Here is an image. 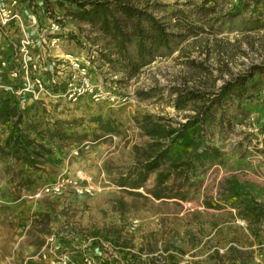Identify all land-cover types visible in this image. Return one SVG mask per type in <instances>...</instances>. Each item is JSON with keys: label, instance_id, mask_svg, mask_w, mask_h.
Listing matches in <instances>:
<instances>
[{"label": "rangeland", "instance_id": "obj_1", "mask_svg": "<svg viewBox=\"0 0 264 264\" xmlns=\"http://www.w3.org/2000/svg\"><path fill=\"white\" fill-rule=\"evenodd\" d=\"M133 1L166 6L158 16L194 11L193 19L200 4ZM237 2L221 0L219 13ZM18 3L20 20L0 24V49L13 55L10 61L0 56V102L25 110L20 129L28 150L12 144L0 150V264H264L263 233L256 236L238 208L245 196L264 203V85L243 104L246 115L230 114L242 124L216 131L211 143L224 154L223 164L205 166L181 186L170 184L161 198L151 192L157 174L144 181L138 169L151 153L145 118L174 127L186 122L192 111L174 107V89L214 92L264 64V30L243 33L242 17L219 22L214 34L188 38L173 55L127 79L100 62L96 31L55 0L48 9L44 0ZM71 57L90 62L95 83L114 102L66 99ZM100 115L115 119L117 132L103 134L92 121ZM55 121L73 122L65 132L76 136L52 138ZM7 128L0 122V147L8 142ZM56 185L59 192H44Z\"/></svg>", "mask_w": 264, "mask_h": 264}, {"label": "trees", "instance_id": "obj_2", "mask_svg": "<svg viewBox=\"0 0 264 264\" xmlns=\"http://www.w3.org/2000/svg\"><path fill=\"white\" fill-rule=\"evenodd\" d=\"M55 1L72 20L78 24H87L96 31L98 38L94 42L100 47V62L113 73L121 72L127 79L137 77L146 67L173 55L174 46L186 42L188 38L201 33L214 34L215 25L219 22L230 23L242 17L240 30L243 33L264 30V0H238L231 11L223 14L218 9L221 0H200L195 10L198 17L195 16L194 19V11L188 13L181 9H176L171 14L162 12L158 16L156 11L161 12L166 8L158 3L139 6L133 0ZM44 5L48 9L49 0H44ZM191 5L194 3H189ZM215 15L217 17L209 18ZM0 56L7 61L13 58L11 51L1 49ZM263 85L264 64L252 66L245 73L225 81L214 92L174 89V107L181 111H192V114L186 116V122L177 123L176 127L162 125L153 116L145 118L141 128L151 139L148 145L151 153L138 169L144 181L150 175L157 174L151 191L156 198H161L164 189H170V184L181 186L182 182L197 178L205 166L216 162L223 164L224 154L211 143L216 137V131L223 130L226 126L242 124L243 120L237 121L238 117L230 114L238 110L239 116L246 115L243 104L253 99ZM140 96L147 95L140 93ZM24 111L17 102H0V122L8 126V142L0 147L1 151L6 145L7 148L11 147V144L19 146L25 152L28 150L27 139L23 138L24 133L20 129ZM92 121L105 135L117 132L115 119H104L100 115ZM53 126L49 131L52 138L64 140L66 137L76 136V133L65 132L66 126H74L71 121H55ZM138 186L144 187L142 184ZM234 193L239 196L238 191ZM238 208L242 218L254 224L249 226L250 230L256 236L259 232L264 236V203L252 196H245ZM258 227L260 231L257 230ZM103 264L109 263L104 261Z\"/></svg>", "mask_w": 264, "mask_h": 264}, {"label": "built area", "instance_id": "obj_3", "mask_svg": "<svg viewBox=\"0 0 264 264\" xmlns=\"http://www.w3.org/2000/svg\"><path fill=\"white\" fill-rule=\"evenodd\" d=\"M18 4V0H0L1 26H6L12 21L20 20V14L17 10ZM22 53L28 55L29 51L26 50V47H23ZM69 67L71 76L67 83L65 97L70 103L77 104L84 99H90L95 103H101L104 100L115 101L116 98L109 91L95 83L89 61L71 57L69 59ZM38 83L40 88L43 89L42 83L40 81ZM60 190L61 186L56 185L46 187L44 192H59Z\"/></svg>", "mask_w": 264, "mask_h": 264}]
</instances>
